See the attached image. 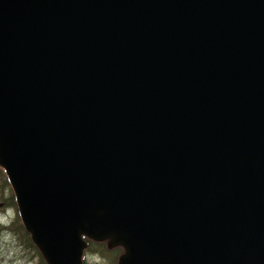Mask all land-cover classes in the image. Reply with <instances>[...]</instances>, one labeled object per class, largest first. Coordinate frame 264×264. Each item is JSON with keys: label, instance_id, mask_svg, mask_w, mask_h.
Instances as JSON below:
<instances>
[{"label": "water", "instance_id": "1", "mask_svg": "<svg viewBox=\"0 0 264 264\" xmlns=\"http://www.w3.org/2000/svg\"><path fill=\"white\" fill-rule=\"evenodd\" d=\"M0 167L47 264H264V0H0Z\"/></svg>", "mask_w": 264, "mask_h": 264}, {"label": "rangeland", "instance_id": "2", "mask_svg": "<svg viewBox=\"0 0 264 264\" xmlns=\"http://www.w3.org/2000/svg\"><path fill=\"white\" fill-rule=\"evenodd\" d=\"M4 178L0 168V264H46L32 244L30 234L18 219L13 191L10 185H3ZM106 242H98L102 244L83 251L81 264H117L122 250L117 247L108 250ZM100 251L108 252L101 255Z\"/></svg>", "mask_w": 264, "mask_h": 264}, {"label": "trees", "instance_id": "3", "mask_svg": "<svg viewBox=\"0 0 264 264\" xmlns=\"http://www.w3.org/2000/svg\"><path fill=\"white\" fill-rule=\"evenodd\" d=\"M1 168V167H0ZM2 169V168H1ZM2 172L4 173V176H5V178L4 179H2L3 180V185L4 186H9L10 184H9V182H8V179H7V176H6V174H5V172H4V170L2 169ZM11 187V186H10ZM13 201H14V199H13ZM18 219L20 220V218L18 217ZM21 221V220H20ZM22 223V222H21ZM20 226V225H19ZM29 235V234H28ZM83 239H84V241H85V243H86V246H85V249H84V251L86 250V249H90L91 247H97V246H95V245H100V244H102V243H98V242H95V241H93V240H90V239H88V238H85V237H83ZM107 243V242H106ZM33 244V243H32ZM34 245V244H33ZM35 246V245H34ZM89 246V247H88ZM107 246V245H106ZM36 247V246H35ZM108 250H112V249H114L115 247H113V248H108V247H106ZM37 249V248H36ZM117 249H121L122 251H120V252H122L123 253V249L121 248V247H117ZM38 250V249H37ZM116 251V250H115ZM108 251H100V254L101 255H104L105 253H107ZM121 253V254H122ZM120 254V255H121ZM41 255V254H40ZM119 257V256H118ZM117 261H118V259H117Z\"/></svg>", "mask_w": 264, "mask_h": 264}, {"label": "bare ground", "instance_id": "4", "mask_svg": "<svg viewBox=\"0 0 264 264\" xmlns=\"http://www.w3.org/2000/svg\"><path fill=\"white\" fill-rule=\"evenodd\" d=\"M5 234H7V232Z\"/></svg>", "mask_w": 264, "mask_h": 264}]
</instances>
